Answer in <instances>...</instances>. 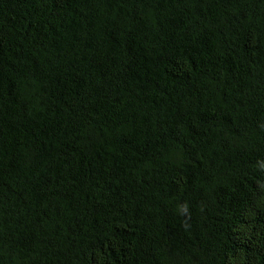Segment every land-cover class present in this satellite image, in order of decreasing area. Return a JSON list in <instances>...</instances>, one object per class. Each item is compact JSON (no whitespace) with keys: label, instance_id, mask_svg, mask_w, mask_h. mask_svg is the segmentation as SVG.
<instances>
[{"label":"trees","instance_id":"trees-1","mask_svg":"<svg viewBox=\"0 0 264 264\" xmlns=\"http://www.w3.org/2000/svg\"><path fill=\"white\" fill-rule=\"evenodd\" d=\"M0 264H264V0H0Z\"/></svg>","mask_w":264,"mask_h":264}]
</instances>
